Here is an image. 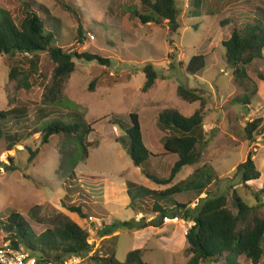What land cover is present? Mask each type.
<instances>
[{"label":"rangeland","instance_id":"374dc122","mask_svg":"<svg viewBox=\"0 0 264 264\" xmlns=\"http://www.w3.org/2000/svg\"><path fill=\"white\" fill-rule=\"evenodd\" d=\"M177 1L182 27L172 34L168 22L159 27L142 25L139 20L132 19L130 13L139 8V0H0V8L11 12L18 23L25 16L28 3L32 9L41 11L43 17L58 24L62 48L78 53L88 51L111 61V67H107L75 60L76 72L63 84L65 103L47 106L43 102L44 95L52 85L56 67L49 55H39V72L30 92L18 90L8 79L11 68L23 63L28 56L10 59L0 55V112L13 109L23 117L19 121L12 115L9 124L10 133H18L22 141L13 151L3 148L0 155V220L7 219L13 212L19 213L40 236L59 218L72 217L67 206L82 205L86 218L73 215L72 220L90 233L92 251L85 256L84 264H101L99 261L115 250L117 259L124 262L136 245L144 251V261L148 264H187L190 255L186 233L193 223L181 217L170 222L172 219L168 217L169 221L163 220L159 228H166L163 233L147 230L135 238L130 234L135 228L125 227L123 222L141 221L143 217L145 222L161 221L155 214H145L151 213L155 200L149 198L132 209L126 206L123 196L107 198V185L114 177L124 176L127 181L151 191H164L193 172L194 168H185L171 186H159L146 179L141 169L133 165L124 144L118 142L119 139L123 141L126 134L114 125L120 119L129 121L131 113L138 114L145 145L156 155L143 169L160 179H168L177 158L162 155L163 140L171 133L159 124V116L165 111H175L189 117L201 107L200 102L179 97L181 85L196 91L206 102L204 131L209 145L200 166L210 163L211 170L216 173L207 193L232 197L237 190L252 204V194L264 189V126L257 143L252 146L246 141L243 128L248 122L264 119V62L251 67L250 79L246 82L249 90H245L225 61L222 43L228 39L230 30L229 26L221 28L220 23L228 13L207 16V5L216 4L218 0H203V15L194 19L189 11L191 0ZM250 1L264 11V0ZM64 4L76 15L66 11ZM79 26L87 33L84 47L75 39ZM111 42L114 44L110 45ZM200 55L207 57L205 71L197 77H187L182 64L186 67L191 58ZM149 63L156 68L159 79L150 92L144 93L146 75L143 69ZM248 97L251 104L245 106L244 100ZM236 99L242 102L235 103ZM71 112L75 115L82 112L92 127L86 142L89 157L75 169L74 180L68 179L61 169L66 149L70 152L74 144L70 147L63 137H52L48 144H43L36 132L40 118L74 123ZM33 152H37L34 158ZM249 152L255 154L253 160L262 177L249 184L251 189H242L236 168L246 161ZM10 157L15 159L14 163L10 162ZM125 198L130 202L127 195ZM171 199L158 202L171 212L174 201L190 204L193 209L198 204L194 193ZM90 217L93 222L88 223ZM118 231L121 235L117 240L104 241L105 235H116ZM21 250L27 252L23 247ZM239 264L251 262L241 257Z\"/></svg>","mask_w":264,"mask_h":264},{"label":"trees","instance_id":"16d2710c","mask_svg":"<svg viewBox=\"0 0 264 264\" xmlns=\"http://www.w3.org/2000/svg\"><path fill=\"white\" fill-rule=\"evenodd\" d=\"M138 6L139 8L134 12L131 11L130 14L132 19L139 20L142 25L155 24L161 27L168 22L167 26L172 34H176L181 29V11L177 0H139ZM189 7L194 19L202 17L203 0H191ZM207 7V16L228 13V17L220 23L221 28L229 26L230 30L228 39L222 43L225 48V61L238 83L245 90H249L246 82L250 79L251 67L257 62H264V11L250 0H218L216 4H208ZM64 8L76 15L69 5L64 4ZM25 11L24 18L18 23L11 12L0 8V55L10 59L18 56L32 58L31 60L28 57L24 58L23 63L19 62V65L10 70L9 82L18 90L30 92L33 89L36 84L34 78L39 72V55L45 53L56 65L52 85L46 89L44 95L43 102L47 106L65 103L63 84L76 72L75 60L111 67L110 60L88 51L78 53L62 48L58 24L43 17L41 11L32 9L28 3ZM86 37V31L79 26L75 36L79 46L84 47L88 40ZM206 66L207 57L202 55L191 58L186 67L182 64L185 75L193 78L202 74ZM143 72L146 75L143 92L148 93L155 87L159 75L151 63L144 67ZM178 95L190 102H200L201 107L189 117L175 111H165L159 116V124L171 133L163 140L162 155L177 158L168 179H160L143 169L150 158L156 155L145 145L140 116L131 113L129 121L120 119L114 123L126 134L124 143L120 139L118 142L124 144L133 165L141 169L146 179L159 186H171L185 168H194L188 178L164 191H151L137 183L127 181L130 207L134 209L135 204H143L147 199L152 198L155 200L152 211L145 214H155L161 217V221L153 219L151 222H145L146 219L143 217L141 221L125 222L123 225L142 231L148 228H161L163 225L161 222L165 218L181 217L185 222L193 223L186 234L187 252L190 255L187 264H239L241 257H245L251 264H261L264 258V189L252 194V204L247 203L237 190H234L232 197L207 193L216 179V173L211 170L210 163L200 166L203 154L209 145L207 133L204 131L206 102L196 91L182 85L178 88ZM244 101L245 106L251 104L249 97ZM239 102L242 101L236 99L235 103ZM12 115L19 121L23 120L22 115L16 110L0 112V155L3 148H6V151H13L22 141L18 133L13 135L10 133L12 129L9 124L12 122ZM73 115L74 123L57 118L51 120L40 118L36 132L42 137L43 144H48L52 137H63L70 147L74 144L75 147L70 152L68 148L66 149L61 164V169L67 178L74 180L77 176L75 169L80 162L89 157L86 142L92 127L82 112H77L76 115L71 112L70 116ZM263 126V118L244 125L243 132L250 146L257 143L258 134ZM36 155L37 152H33L32 158ZM254 157L255 154L249 152L246 161L236 168V177L239 178L242 189L249 188L251 182H256L262 177L253 160ZM9 159L14 163V158ZM1 173L0 169V175ZM184 193L197 195L198 204L195 209L191 208L190 204L174 201L171 212L158 202V200L170 201L171 197L182 196ZM66 209L72 214H77L81 219L86 218L82 205H69ZM30 217L33 218L32 215ZM0 231L5 234V237L0 235V243L10 242L15 250H21L23 247L30 256L38 258L41 262L58 263L65 257L86 256L92 251L88 230L67 216L59 218L53 226L37 236L30 224L23 220L19 213L13 212L7 219L0 220ZM99 262L148 264L144 261V251L141 249L129 252L124 262L117 259L116 252Z\"/></svg>","mask_w":264,"mask_h":264},{"label":"built area","instance_id":"2783aa9c","mask_svg":"<svg viewBox=\"0 0 264 264\" xmlns=\"http://www.w3.org/2000/svg\"><path fill=\"white\" fill-rule=\"evenodd\" d=\"M164 221L168 222L169 219L165 218ZM176 221H178L177 218L170 220V222ZM89 222H93V217L89 218ZM85 259V256L73 255L68 258L65 257L62 262L58 263L41 262L38 258L30 256L23 250H15L10 242L0 243V264H84Z\"/></svg>","mask_w":264,"mask_h":264},{"label":"crops","instance_id":"0c3cea01","mask_svg":"<svg viewBox=\"0 0 264 264\" xmlns=\"http://www.w3.org/2000/svg\"><path fill=\"white\" fill-rule=\"evenodd\" d=\"M92 177H94V176H92ZM94 178H96V177H94ZM125 195H127V180L125 179V177L124 176H119V177H114L113 179H109V184L107 185V198L110 199V198H116L117 196H123L124 199H126V206L129 207V205L131 204V201L129 202L127 200V198H125ZM105 212L106 211H104V213ZM73 215H76L77 217H79L77 214H73ZM73 215H72L71 219L73 218ZM112 222H114V221H112ZM125 222H127V221H125ZM125 222H123V223H125ZM165 229L166 228H163V229L148 228V229L142 230V231L132 230V232L130 234H131L132 237L136 238L138 235H141L143 232H145L147 230H151L155 234H160V232L163 233ZM120 235H121V232L118 231V233H116V235L115 234H113V235H110V234L109 235H105L103 237V239H104V241H108V242L110 241L111 242V241L117 240L116 238H118ZM136 244H137V242H136ZM135 250H139L137 245H136ZM115 252L117 254V250H115Z\"/></svg>","mask_w":264,"mask_h":264}]
</instances>
